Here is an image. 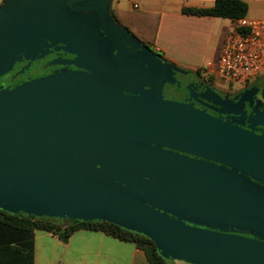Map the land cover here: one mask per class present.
<instances>
[{
  "label": "water",
  "instance_id": "1",
  "mask_svg": "<svg viewBox=\"0 0 264 264\" xmlns=\"http://www.w3.org/2000/svg\"><path fill=\"white\" fill-rule=\"evenodd\" d=\"M66 1L5 0L0 49H9L10 37L32 54L43 53L48 42H60L75 52L81 46L87 61L101 28L114 44L117 62L139 51L157 68L154 95L142 101L86 74L62 73L0 98V209L117 224L149 238L163 258L187 264H264L262 241L193 228L159 212L180 205L196 218L237 223L264 234L259 224L264 209L255 202L264 201V191L169 157L173 152L198 158L264 185V135L164 99L169 73L181 71L120 28L103 6L105 0H72L69 6L88 4L75 12L66 9ZM85 13L99 20H85ZM7 68L1 66L0 74ZM213 104L218 114H233L218 101ZM99 158L101 169L117 184L141 192L131 196L73 172ZM144 195H151V202L145 203Z\"/></svg>",
  "mask_w": 264,
  "mask_h": 264
},
{
  "label": "crops",
  "instance_id": "2",
  "mask_svg": "<svg viewBox=\"0 0 264 264\" xmlns=\"http://www.w3.org/2000/svg\"><path fill=\"white\" fill-rule=\"evenodd\" d=\"M5 0H0V6ZM247 6L246 19L264 20V0H240ZM214 0H105L108 15L122 12L143 15L156 22L152 50L172 69L199 74L206 63L221 53L231 20L198 17L182 9H208ZM262 72L246 84L210 80L227 97L247 93ZM256 91V90H255ZM264 100V88H263ZM0 264H148L134 244L102 232L76 231L67 242L50 232L0 224Z\"/></svg>",
  "mask_w": 264,
  "mask_h": 264
},
{
  "label": "rangeland",
  "instance_id": "3",
  "mask_svg": "<svg viewBox=\"0 0 264 264\" xmlns=\"http://www.w3.org/2000/svg\"><path fill=\"white\" fill-rule=\"evenodd\" d=\"M66 12L69 14L68 11ZM87 16L95 17L93 13H85V20H88ZM64 18L67 19V17ZM108 31L109 33H111L109 27ZM130 31L132 33V35L128 33L130 37H133L139 43H141L140 41L150 40L149 33L142 32L135 27H132ZM98 37L99 40L97 41V44L99 45V54L96 57V50L92 48L88 50L86 61V75L92 77L99 83H102L103 85L107 86L109 89L122 93L125 96L132 94L137 96L138 100H149L154 95V87L159 77V72L157 68L153 66L148 61V59L145 58V56L139 51H134L124 63L117 62L114 52V44L110 40L105 38L103 35H101L100 32H98ZM120 38L124 43L125 49L127 47V42L124 39L123 35H120ZM189 75L190 74H187L185 72L183 73L171 71L164 86L163 92L165 91V93H163V98L179 97L176 93L171 91V88L173 87L179 89L186 88L189 90H198L200 92V96L203 99H212L213 102L218 101L223 106H225L226 109L230 110L233 113L230 118H226L225 120L229 121L232 124L240 126L246 131L255 133L257 135H264V73L259 78L260 81L257 83L258 87L248 89L247 93L239 94L233 99H226V97H224V94L217 87H211L203 81H195L193 79H190L191 75ZM255 90L257 91L256 95ZM169 157L173 161L187 168H191L193 170H195V168L199 169L200 167L202 169L207 168L209 171L220 172L222 176L223 174L229 175L237 179L238 184L241 183L245 187H253L256 190L264 191V185L256 182L253 179L247 178L243 175H239L238 173L229 168H225L217 164L213 165L207 161L191 159L187 156L173 152H170ZM101 161V158L89 161L73 169V172L87 179L94 180L106 186L115 188L131 196H134L141 192L138 189H128L125 186L117 184L112 179L109 173L104 172L101 169ZM222 180L224 181L226 179L223 178ZM151 198V195L147 196V201H145V203L151 202ZM255 202L260 208L264 209V201ZM164 210L167 211L164 212L159 210V212L193 228L213 232L237 234L264 242V234L257 233L253 229L251 230L247 227H242V225H239L237 223H229L226 221L217 220L215 218L204 220L202 218H196L189 212L186 207L180 205L168 206ZM16 214L34 216L21 212H18ZM60 220L63 221L62 223H65L67 220L71 219ZM259 224L264 226V221H260ZM164 259L168 262V264H187L171 257H167Z\"/></svg>",
  "mask_w": 264,
  "mask_h": 264
},
{
  "label": "flooded vegetation",
  "instance_id": "4",
  "mask_svg": "<svg viewBox=\"0 0 264 264\" xmlns=\"http://www.w3.org/2000/svg\"><path fill=\"white\" fill-rule=\"evenodd\" d=\"M70 1L72 0L66 1V9H69L73 12L88 6V4L86 3L87 1L74 3L69 6ZM94 18L96 19V21L99 20V18L97 19V16H95ZM98 32L102 34L101 28H99ZM84 35H86V31L84 32ZM19 37L21 39L23 38L21 35H19ZM8 42L9 49H0V67L8 66V68L0 74V98L11 94L16 89L27 83L44 79L56 74H87L86 54L81 46L78 52H75L71 48L69 49L65 44H62L60 42L55 44L48 42L47 44L49 45V47L45 48L43 50V53L37 52L32 54L27 50H24L22 46L17 42L15 37L8 38ZM98 46L99 45L97 44V42H95L96 51ZM190 77V79H193L195 81H203L204 83H207L208 85L213 87L210 80L201 78L199 74L191 75ZM257 85H255L254 87H258ZM171 89V91L176 93L179 97H165L164 99L192 105L194 108L200 111H205L208 115L219 118L223 121H225L226 118H230L232 116L218 114L215 111V109H217L218 107L213 104V100L203 99L200 96V92L198 90L190 89V91L186 88L179 89L176 87H173ZM163 93H165V91ZM256 93L257 91L255 92V95ZM237 95L239 94L233 93L227 98L233 99ZM187 157L195 160H200L191 156Z\"/></svg>",
  "mask_w": 264,
  "mask_h": 264
},
{
  "label": "trees",
  "instance_id": "5",
  "mask_svg": "<svg viewBox=\"0 0 264 264\" xmlns=\"http://www.w3.org/2000/svg\"><path fill=\"white\" fill-rule=\"evenodd\" d=\"M246 12L247 6L240 0H214L213 6L208 9H182V13L186 15L229 20L245 18ZM111 17L120 28L131 35L130 29L132 27L149 33L150 40L140 42L161 59V55L154 52L151 48L156 29L155 21L151 22L150 19L147 20L143 15L139 14L114 11L111 12ZM62 222L60 219L12 214L0 209V224L3 225L21 226L30 231L40 230L50 232L55 234L63 243L67 242L70 235L76 231L102 232L116 240L134 244L137 249L143 252L148 264H168L161 257L155 244L149 238L138 232L101 220H67L65 223Z\"/></svg>",
  "mask_w": 264,
  "mask_h": 264
},
{
  "label": "built area",
  "instance_id": "6",
  "mask_svg": "<svg viewBox=\"0 0 264 264\" xmlns=\"http://www.w3.org/2000/svg\"><path fill=\"white\" fill-rule=\"evenodd\" d=\"M264 69V20H231L221 53L215 63H206L199 75L243 85Z\"/></svg>",
  "mask_w": 264,
  "mask_h": 264
}]
</instances>
